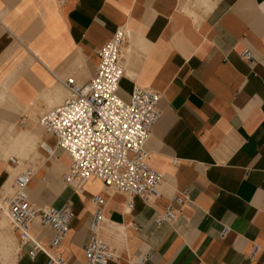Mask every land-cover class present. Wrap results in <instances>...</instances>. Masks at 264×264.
Masks as SVG:
<instances>
[{"label":"crops","instance_id":"0c3cea01","mask_svg":"<svg viewBox=\"0 0 264 264\" xmlns=\"http://www.w3.org/2000/svg\"><path fill=\"white\" fill-rule=\"evenodd\" d=\"M119 28L126 31L120 96L130 99L139 86L162 97L146 147L151 168L166 178L162 197H136L132 210L125 195L97 180L65 184L70 158L44 151L56 139L38 123L69 95L56 77L90 82ZM26 168L34 171L33 204L73 205L60 249L68 264L85 263L98 195L107 202L109 264L141 257L146 264H264V0H0V199L14 195ZM184 192L174 225L157 226L155 217ZM5 215L0 221L10 222ZM30 235L48 247L52 231L35 223ZM0 240V264H48L44 253L28 257L32 245L22 247L18 231Z\"/></svg>","mask_w":264,"mask_h":264},{"label":"built area","instance_id":"2783aa9c","mask_svg":"<svg viewBox=\"0 0 264 264\" xmlns=\"http://www.w3.org/2000/svg\"><path fill=\"white\" fill-rule=\"evenodd\" d=\"M125 41V29H117L100 50L96 73L87 84H79L74 78L63 80L56 77L69 95L61 106L43 113L38 123L56 139V148L45 144L42 146L44 151L54 156L56 150H62L70 158L63 175L65 184L78 189L88 181L97 180L112 193L125 195L127 209L132 210L136 197L145 203L160 199L166 178L151 168L146 150L161 118V95L139 86L134 87L128 100L119 94L124 77L121 56ZM242 57L247 61L253 59L250 51H245ZM11 163L19 165L20 161L12 158ZM177 163L176 160L173 162L174 165ZM33 176V169L26 168L16 177L14 195L0 199V213L6 214L14 231L20 233L21 246L32 245L28 252L31 260L44 253L48 264H68L60 249L70 232L73 205L68 201L59 209L37 207L28 193ZM186 201V192L175 195L173 203L155 217L154 223L157 226L174 225ZM93 203L95 210L89 225L84 264H109L112 249L102 237L107 202L98 195ZM35 223L52 231L48 247L30 235ZM231 231L226 228L222 237ZM146 260L141 257L132 264H146Z\"/></svg>","mask_w":264,"mask_h":264},{"label":"bare ground","instance_id":"6f19581e","mask_svg":"<svg viewBox=\"0 0 264 264\" xmlns=\"http://www.w3.org/2000/svg\"><path fill=\"white\" fill-rule=\"evenodd\" d=\"M47 145V144H46ZM45 146V144H44ZM97 183H100L99 181H97ZM101 184V183H100ZM6 216V215H5ZM15 228L13 226V224H11L10 222H3L0 221V234L1 233H5V232H12L14 231Z\"/></svg>","mask_w":264,"mask_h":264},{"label":"rangeland","instance_id":"374dc122","mask_svg":"<svg viewBox=\"0 0 264 264\" xmlns=\"http://www.w3.org/2000/svg\"><path fill=\"white\" fill-rule=\"evenodd\" d=\"M40 146V145H39ZM40 149V148H39ZM97 184H100V183H97ZM5 237V236H4ZM3 242V240H0V243H2Z\"/></svg>","mask_w":264,"mask_h":264}]
</instances>
